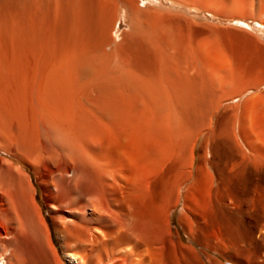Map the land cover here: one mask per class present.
Wrapping results in <instances>:
<instances>
[{
  "label": "bare ground",
  "instance_id": "6f19581e",
  "mask_svg": "<svg viewBox=\"0 0 264 264\" xmlns=\"http://www.w3.org/2000/svg\"><path fill=\"white\" fill-rule=\"evenodd\" d=\"M143 1L0 0V264H66L34 177L68 264H264V0Z\"/></svg>",
  "mask_w": 264,
  "mask_h": 264
},
{
  "label": "rangeland",
  "instance_id": "374dc122",
  "mask_svg": "<svg viewBox=\"0 0 264 264\" xmlns=\"http://www.w3.org/2000/svg\"><path fill=\"white\" fill-rule=\"evenodd\" d=\"M150 0H144L143 2L145 3H148ZM236 21L234 22H225V24L227 25H231V26H237V27H240V28H243V25L244 24H239L237 23ZM251 24V23H250ZM242 25V27H241ZM252 26L254 24H251ZM244 27L246 28V26L244 25ZM254 28H256L257 30L259 29V26L257 25H254L253 26ZM126 29V26L124 24V19H122L121 23H120V27H119V33H121L123 30ZM0 155L1 156H6L5 153H3L1 150H0ZM35 179V182L37 183V189H38V202L40 203V205L42 206L43 208V212L51 226V229H52V232H53V236H54V242L60 252V255L62 256L64 262L66 264H68L66 262V258H65V251H64V248L62 246V243L59 239V237L57 236V233H56V230H55V223H54V220L52 219L51 215H50V208L49 206L47 205V199H46V187L43 183L37 181L38 179H36V177H34ZM181 208H179L175 213H174V217H173V227H174V231L173 233L169 232V230L165 227L164 228V231L166 232V237L170 243V246H174L175 245V242L177 241V238L174 236L175 233L177 232H180L181 233V236L186 240V242H189L188 239L186 238V234H185V229L183 227V225H181L182 223L180 222V218H181ZM186 220L183 221V223L185 224ZM172 243V244H171ZM174 244V245H173ZM165 264H167L165 262Z\"/></svg>",
  "mask_w": 264,
  "mask_h": 264
}]
</instances>
